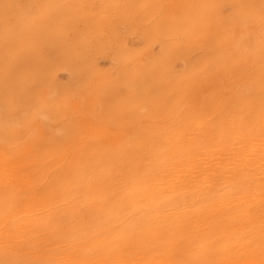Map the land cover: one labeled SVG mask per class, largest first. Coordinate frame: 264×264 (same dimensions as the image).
Returning a JSON list of instances; mask_svg holds the SVG:
<instances>
[{
  "label": "rangeland",
  "instance_id": "1",
  "mask_svg": "<svg viewBox=\"0 0 264 264\" xmlns=\"http://www.w3.org/2000/svg\"><path fill=\"white\" fill-rule=\"evenodd\" d=\"M205 129L214 158L246 142L249 173L264 172V0H0V184L11 201L0 198V208L12 207L8 221L62 210L63 196L44 194L60 185L59 166L68 169L63 183L73 171L85 182L69 199L86 201L134 165L174 173L185 157L170 150L177 142L187 149ZM143 144L163 146L161 166ZM244 196L259 202V217L245 226L264 227V189ZM86 233H22L0 243V264H182L137 237L117 250ZM204 263L264 264V251L242 241L224 246L222 260L186 264Z\"/></svg>",
  "mask_w": 264,
  "mask_h": 264
},
{
  "label": "bare ground",
  "instance_id": "2",
  "mask_svg": "<svg viewBox=\"0 0 264 264\" xmlns=\"http://www.w3.org/2000/svg\"><path fill=\"white\" fill-rule=\"evenodd\" d=\"M136 33L137 31L135 34ZM138 33L140 34V32ZM205 37L209 40V37ZM168 38L170 39V37ZM89 43H91V41ZM141 45L142 44H140V46ZM97 47H99V45H97ZM99 51H97V53H99ZM91 53L93 54V52ZM176 66H178V64H176ZM100 72L102 73V71ZM166 79L168 78H165V80ZM165 83L166 86L169 85L167 80ZM169 86H172V84ZM238 86L240 87V85ZM169 88L171 89V87ZM173 90L176 89L174 88ZM23 95L24 93L22 96ZM130 97L131 96H129V98ZM129 98H127V101L130 100ZM23 102L24 101H22V103ZM228 102L230 103V101ZM225 103L226 102L224 101V104ZM52 105H54L53 102ZM46 107L48 108L47 105ZM128 107L130 109L131 106H127V109ZM199 107H203V105ZM28 113L27 115L30 116ZM32 119L30 121H32ZM168 120L170 121L171 119ZM167 123L168 122H166V124ZM170 127L172 128V126ZM173 127H175V125ZM245 129L249 130L248 128ZM171 131L174 132L173 129ZM176 132L171 134L175 135ZM232 134H235L234 138L238 137V132H232ZM49 137L50 136H47V139ZM201 137L202 141L200 140L193 143H187L186 148L190 150L182 148L183 144L179 142H177L178 144H175L177 146L175 147V150H170V155L173 154V156H177L179 158L185 157V161L178 160L177 168H173L176 170L174 173L167 172V169L161 170L158 168L155 169L152 166L141 167L140 165H134L132 171H127L124 177L120 180H112L104 187L100 188L99 191L89 192L86 201L69 199L75 193L74 190L85 182L81 181L77 171H73L76 175L70 176L69 181L63 183L62 180L65 178V175H61V173H63L61 170L68 173V169L64 166H59V179L63 184L60 183V185H56L53 188H47L44 194L50 195L54 191L60 196H63L61 199V203L64 205L63 208H61L62 210L53 215L46 213V215L41 217L32 216L25 222H12L11 220L8 221L9 219L6 217L7 214L12 211V207L1 205L3 208H0V243L16 241L20 238L22 233L31 235L43 231L47 233H54L57 236L58 234H61V237H65V235H67L69 238H80L85 235H90L86 233V230H88L95 236L102 234L105 235L108 239L105 246L106 248H114L117 250H122L123 248L130 249V240L137 237L138 240L146 244L145 246L150 247L152 250L157 249V251L161 252L164 250L167 252L165 255L169 258L174 255L180 257L182 259V264L188 263V260L190 259H193V261L197 260L198 263L199 260L207 257L209 259L218 258L219 260H222L224 246H236L242 241L249 246H254L259 248V250L264 251V230H262L264 227L245 226L249 221L256 220L259 217L256 213H252V210H255V208L259 206V202L254 198L248 200L244 196L247 192L258 188L264 189V172L256 174L249 173V168L251 166L249 156L252 157V152L251 149L247 147L248 144L246 142L245 145L243 142H241L243 144L237 143L236 141L231 142L229 146L224 147V149H229L220 160L218 157L214 158V138L207 129L202 132ZM77 138H79V136ZM189 146L191 147L189 148ZM136 147L135 149L138 148ZM244 147L247 148H245V152L243 151ZM144 148L146 151L152 153L156 164H159L160 166L163 164L165 150H163L162 145L150 144L148 146L147 144H143L142 149ZM196 156H199L200 158L196 162V165L191 168L189 163H191V161H193V157ZM68 157L69 155L66 156L65 159H68ZM106 157L108 156L106 155ZM212 161L215 162L212 163ZM5 163L8 164L7 161ZM199 164H202V166ZM70 170L72 171V168H70ZM8 174H6V177ZM9 180H11V178ZM1 186L2 185L0 184V198L11 202L9 194L4 191ZM246 202H250L249 207H251V209H248L247 206H243ZM235 204H238L239 207L235 208ZM55 207L56 206H54V208ZM82 217L87 218V222H83L82 219L85 218ZM82 224H84L87 228H77ZM9 232L15 233L9 235Z\"/></svg>",
  "mask_w": 264,
  "mask_h": 264
}]
</instances>
